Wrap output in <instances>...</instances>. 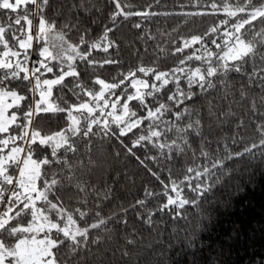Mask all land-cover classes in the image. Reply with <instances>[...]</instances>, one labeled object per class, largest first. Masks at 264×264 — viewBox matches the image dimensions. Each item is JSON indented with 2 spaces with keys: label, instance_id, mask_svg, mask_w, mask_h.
<instances>
[{
  "label": "snow or ice",
  "instance_id": "snow-or-ice-1",
  "mask_svg": "<svg viewBox=\"0 0 264 264\" xmlns=\"http://www.w3.org/2000/svg\"><path fill=\"white\" fill-rule=\"evenodd\" d=\"M257 173L264 0H0V264H264Z\"/></svg>",
  "mask_w": 264,
  "mask_h": 264
},
{
  "label": "trees",
  "instance_id": "trees-1",
  "mask_svg": "<svg viewBox=\"0 0 264 264\" xmlns=\"http://www.w3.org/2000/svg\"><path fill=\"white\" fill-rule=\"evenodd\" d=\"M226 198L227 196L225 195ZM128 199L131 198L128 197ZM243 199V205L237 204L234 201L233 207L220 216L221 223L218 230L223 235V230H230L232 222H238L240 219L250 222L251 227L257 229L255 233V247L257 250H260L261 243H264L260 238L259 232V229L264 226V176L257 173L253 182L246 186ZM221 211L223 212L224 210ZM243 254V250H241V255Z\"/></svg>",
  "mask_w": 264,
  "mask_h": 264
}]
</instances>
